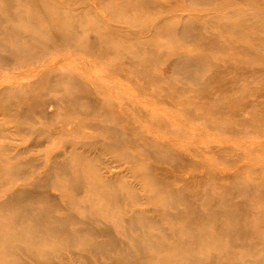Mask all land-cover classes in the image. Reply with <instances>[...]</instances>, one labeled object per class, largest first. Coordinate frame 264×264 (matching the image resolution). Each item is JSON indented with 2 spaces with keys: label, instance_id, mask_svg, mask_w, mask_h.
I'll return each instance as SVG.
<instances>
[{
  "label": "rangeland",
  "instance_id": "rangeland-1",
  "mask_svg": "<svg viewBox=\"0 0 264 264\" xmlns=\"http://www.w3.org/2000/svg\"><path fill=\"white\" fill-rule=\"evenodd\" d=\"M48 1L52 2L50 7L54 3L64 11L67 22L74 20L75 30L83 36V40L76 39L70 45H56L52 48L53 39L44 37L42 43L48 45L49 50L43 55L31 58L26 57L27 53L25 55L23 53L25 49L28 54L34 53V49L18 50L13 58L10 57L8 64L0 65V89L16 86L26 90L33 88L31 90L35 94L38 92L39 94L53 93L57 90V81L45 82L47 85L45 86L44 82L38 80L47 74L53 77L63 76L69 77L70 81L60 83L58 88L76 91L77 84L81 83L87 88H93L96 97L103 100L104 104L100 109L94 106L90 109L91 113L89 111V113L80 114L73 113L68 110L69 108L64 107L63 103L54 101L59 105L55 104L48 108V112L53 117L51 121H46L37 115L33 116L38 121L36 126L45 131L54 132L53 129L56 130L62 126L61 130L54 132L55 137L52 136L50 139L43 137L38 139L37 135H26L25 132L15 133L14 127L17 121L4 117V114L0 112V125L10 133L7 137H0V149L6 147V151L2 150L0 153V169L5 172L12 164L32 158H38V163H40L38 164L40 167L29 166L28 171L21 175L11 176L0 173V201L16 187H22L27 182L29 187L30 182L37 179L49 167L52 154L57 153L56 151H84L88 152L90 157L100 158L114 165L111 173L113 175L116 173L117 175L113 177L121 180L116 188L123 190L122 188L127 185L130 191L134 189L141 197H151L147 200L135 201L130 192L127 195V201L106 202L104 195L93 194L89 188L94 183V176L88 170V163H77L75 159H70L67 163L70 166L73 165L74 173H77L75 165L87 166L83 169V175H86L89 181L88 188L80 191L73 190L66 184V175L63 173L53 176L51 181L49 179L48 183L40 188H44L43 190L47 188L49 194H52V202L58 204L63 210L75 213L80 218L88 212L90 215L96 214L98 216L95 219L96 225L102 228L109 227L108 229H112L111 235L123 241L126 236L122 233L123 227L119 219L122 215L117 207L121 206L122 209L126 207L124 214L126 217L134 210L144 209L149 210L150 215L155 217L154 219L160 218L156 207L164 202L169 187L167 191H160L159 183L152 179L149 172L158 173L161 175V184L171 183L177 190L182 187V183L177 179L182 175L188 180L187 190L193 193L195 190V192L199 191L200 198L192 196L198 204L202 203L206 194L220 195L222 191H225L232 199L231 202L249 200L247 205L244 204L245 208L248 207L249 212L257 211V216H253L252 219V232L247 236V242L252 245L251 248H245L244 243L229 245L225 238H222V244H225L226 248L229 247L233 250L232 252L241 254L240 258L225 257L223 260L228 264H247L250 259L263 256L264 248L258 246L257 243L264 239V61H251L246 56L238 55L234 47L227 52L215 49L206 50L198 46L195 39L180 37L176 29L180 26L182 14L189 15L195 17L204 28V38L210 39L215 36L217 43H240L248 47L255 56H264L263 46L250 41L246 35L245 38H240L234 32L223 30L219 26L235 20L236 17H229L228 10L238 9L239 12H248L251 5L263 6L264 0H251L249 3L235 0H215L214 3L172 0L175 1V12L181 15L172 16L166 12L167 19L163 24H158L159 20L164 17L160 12L149 13V15L144 14L140 9L130 14L120 11L118 13L109 12L110 5L113 7L115 3H121L120 0ZM106 4L109 10L106 9ZM128 6V4L124 5L123 9L131 7ZM12 10L24 13L19 18H15L13 24L36 32L39 25L44 27V21L40 20V17L31 15L33 10L26 2L15 4ZM0 15L3 19L8 17L3 7H0ZM26 15L28 18H24ZM34 18L39 21L36 25L32 23ZM259 34L264 38V32ZM7 44L8 51L1 52L9 55L11 53L9 49L14 45L11 42ZM108 50L112 53L110 54ZM183 53L203 54L211 57L210 59L214 62H220L221 65L218 64V66L222 71L227 72H220L221 70L216 68L218 69L215 71L217 74L210 75L208 72V75H202L203 80H209L207 76L214 79L212 83L209 80L210 84L206 88L203 85L183 80L173 68V57ZM136 55L148 57L149 63L153 64L147 67L145 64L148 62L143 59L136 63L132 62V57ZM152 56L155 59H152ZM223 66L228 68L225 70ZM213 76L215 77L212 78ZM226 95H228L227 98ZM243 100H247L248 106L245 109L235 110L238 112L230 108L223 109L224 111L217 109L222 105L227 107L231 101L237 105L240 101L245 103ZM82 105H79L82 109L87 108ZM92 105L95 104L92 103ZM103 119H107L109 124L132 130L133 133L139 131L150 140L165 143L172 149L175 148L186 157L183 162L185 166L183 163L176 165L173 160L159 161L155 156L146 154L142 146L135 144L133 139L120 141L92 126L94 121L98 124ZM242 120H246V123ZM34 139L42 141L40 144L44 145L41 148L21 153V149L33 143ZM68 143L72 145L67 147ZM146 146L147 143L144 144V147ZM159 172L164 173L159 174ZM239 182L248 183L251 190L237 191L235 183ZM37 204L42 205L44 202L40 200ZM218 208L223 210L225 206H218ZM61 212L60 210L55 211L56 214H61ZM8 215V213H0V219L6 220ZM161 222L167 226L170 224L166 220H161ZM76 225L74 223L70 227ZM131 233L138 234L136 230H132ZM100 238L108 240L109 237L105 234ZM21 246L25 247L23 250H18L23 259L32 261L29 255L33 253V247L25 242H22ZM200 250L196 251L195 255L203 256L206 261L211 251L215 250L214 252L219 254L221 252L214 245H208ZM99 259L93 260L94 263H107L105 258ZM3 263L2 256H0V264ZM143 264H166V262L162 263V259L147 260Z\"/></svg>",
  "mask_w": 264,
  "mask_h": 264
},
{
  "label": "bare ground",
  "instance_id": "bare-ground-1",
  "mask_svg": "<svg viewBox=\"0 0 264 264\" xmlns=\"http://www.w3.org/2000/svg\"><path fill=\"white\" fill-rule=\"evenodd\" d=\"M120 1L121 3H115L113 7L110 5V10L108 4H106L105 7H107L106 9L111 13H118V11H120L130 14L138 9L148 15L149 13L160 12L164 17L159 20L158 24L166 22V12L172 16L181 15L175 12V1L172 0ZM194 1L215 2V0H190V2ZM235 1L242 3H245L243 1H246L249 3L251 0ZM25 2L33 10L31 15L36 16L37 18L40 17V20L44 21V27L39 25L37 32L29 31L28 29H23L21 26L20 28L19 25L13 24V20L19 18V16L24 13H22V11L16 12L15 10H12V8L15 7V4L18 5V3L23 4ZM0 4V7H3L8 15L5 19L0 15V65L4 63L8 64L9 59L13 58L18 50L22 51L23 48L35 50L34 53L30 52L28 54V51L25 49L23 55L27 53L28 56L26 55V57L28 58L45 54L50 47L42 43L44 37H50L53 39L54 46L52 48H55L56 45H70L76 39L83 40V36L75 30L76 23L74 20L71 19L67 22L64 11L54 5V3L53 6L50 7L52 2L48 0H1ZM126 4L131 7L123 9V6ZM251 6L252 7L248 12H239L238 9L228 10L227 13L229 14V17H236L235 20L225 24L222 23L219 26L223 30L234 32L240 38H245L246 35L250 41L264 47V38L259 34L260 32H264V5ZM182 16L180 26L176 29V32L180 37L190 40L195 39L198 46H201L206 50L215 49L227 52L234 47L237 49L236 53L238 55L241 54L246 56L251 61H264V56H255L254 53H251L248 47L242 46L240 43H217V40L214 39L215 36L210 39L204 38V28L196 18L183 14ZM24 18H28V15L24 16ZM38 22L39 21L36 18L32 21L33 25H36ZM8 42H11L14 45L9 49L11 55L1 52L8 49ZM22 44L23 47H21ZM108 51L110 53V50ZM152 57V59H155L154 56ZM210 58L211 57L203 54L183 53L173 57V68L180 74L183 80L203 85L206 88L210 82L212 83L214 81V79H210V76H207L209 77V82V80H203L201 76L208 75V72H210V75L213 73V75L217 74L215 71L218 70L216 68H219L218 64H220V62L216 63ZM142 59L148 62V64H145L147 67H150L153 64L149 63L150 61L148 60V57L140 55L133 56L132 62L136 63ZM223 68L225 67L223 66ZM238 68L239 67H237V69ZM219 69L221 70L220 72H227L222 71L221 68ZM247 71L249 70L247 69ZM41 73L39 75H41ZM237 73H239V71H237ZM214 77L215 76L212 78ZM40 80L44 82V85L45 82L47 83L55 80L57 81L56 83L58 87H60V83H67V81H70L69 77H53L48 74L42 76L38 81L40 82ZM40 85L44 86L41 83ZM41 86L38 87L40 88ZM35 87L37 86L35 85ZM58 87L57 90L54 91L56 93H46L41 91L42 93L40 94L39 92H36L37 94H35L32 91L33 88H31L32 90H26L16 86L2 88L0 89V109L2 111L0 112L4 114V117L13 118L17 121V124L14 127L15 133L25 132L26 135H37L36 137H38V139L41 137L50 139L52 136L53 138L55 137L54 132H57L59 129L61 130L62 126L56 130L53 129L54 132H52V130L45 131L36 126L38 121L36 118H33V116L37 115L46 121H51L53 117L51 113L48 112V108L57 104L54 101H59V103L64 104V107L69 108L68 110H71V112L80 114L89 113V111L91 113L90 109L94 108V106L96 109H100L102 104H104L103 100L101 101L96 97L95 92L92 90L93 88H87L81 83L77 84L76 91H68ZM228 95H226V98ZM246 101L243 100L245 103L240 101L242 104L237 101L239 102L238 105L237 103H234V101H231L232 103L229 101L230 103H228L227 107L226 105H222L217 107V109L226 110V108H230V110L233 109L234 111L245 109L248 106ZM92 103L95 105H92ZM81 104H83L82 106L87 107L88 110L87 108L82 109L79 106ZM94 122L92 126L104 131L107 136L116 138L120 141L124 139H133L135 144L142 146L141 148L146 154L155 156L159 161L173 160L176 165L180 163L182 164L185 161L184 158L186 157L182 155L183 153L176 151L175 148H170L165 143L163 144L150 140L148 139L149 137L146 138V135H143L139 131H134L133 133L132 130L123 129L121 126L115 124H109L107 119H103L100 123L96 121L98 124H95ZM242 122L246 123V120H242ZM8 134H10L9 131L0 125V137H7ZM40 142L37 140L35 141L34 139L33 143L24 146L20 152L26 153L41 148L44 144H40ZM45 143H48V141ZM145 143H147L146 147H144ZM71 145L72 144L69 143L66 144L67 147ZM86 148L87 147H85V149ZM5 149L2 150L6 151ZM2 150L0 149V153ZM56 152L57 153L52 154V161L49 167L45 169L37 179L31 181L29 187L28 182L25 185H22V187H16L14 190L7 193L5 198L0 201V213L9 214L6 220L0 219V256H2V260L4 261L3 264H95L93 260L99 258H105L107 261L106 264H143L147 260L158 261L160 259H162V263L166 262V264H228L223 260L225 257L236 259L240 258L241 254L238 252H232L233 250L229 247L226 248L224 246L225 244H222V238H225V241L229 243V245L244 243L245 248H251L252 246L247 242V236L252 232V219L253 216H257V211L253 210L252 212H249L248 207L245 208L244 204L247 205L249 200H240L242 201L241 203H239L240 201L236 202V200L231 202L232 199L228 197L225 191H222L220 195H214L213 193L206 194L202 203L198 204L197 200L192 199V196L200 198L199 191L195 192V190L193 193V191L190 190V192L187 190V185L189 183L182 175L177 178L182 183V187L177 190L174 188V185H171V183H169L170 185L168 182H165L164 185L161 184V175L153 172H149V175L154 181L159 183L160 191H167V188L169 187L164 202L156 207L161 217L154 219L155 217L150 215L149 210L144 209L134 210L130 212L128 217H126L124 215L126 213V207L123 209L121 206L117 207L122 215L119 217L120 223H122L121 225L123 227L122 233L126 236V239L122 241L111 235L112 229H108L109 227L102 228L96 225L97 223L95 222V219L98 218L96 214L90 215L88 212L81 218L77 217L75 213L63 210L58 204L53 203V199L51 198L52 194H49L47 188L45 190H43L44 188H40L45 186L49 179L51 181L52 177L59 173L66 175V184L73 190L80 191L88 188L89 181L86 179V175H83V169L87 166L80 167L78 164L75 165L74 167H76L77 173H74L72 171L73 165L70 166L67 163V160L75 159L77 163H88V170L91 171L94 176V183L89 188L93 194L104 195L106 197V202L117 203L124 200L127 201V195L130 192L132 193V199L135 201L147 200L151 196L146 198L141 197V195L136 193L134 189L130 191L127 185L125 188H122L123 190L116 188V185L120 183L121 180H117L113 177L114 175H117L115 172L114 175L111 173L114 165H111V163L103 159L90 157L88 152H78V150ZM12 156L14 158V155ZM38 160V158H32L25 161H18L12 164L5 172L0 169V173H6L11 176L21 175L28 171L29 166L40 167V165H38L40 164L38 163ZM187 160L190 161V159ZM183 166H185L184 163ZM161 173L164 172H159V174ZM74 174H76V176ZM190 177L192 178V176ZM235 186L237 191L251 190L248 183L241 184L239 182L238 184L235 183ZM40 200H43L44 204H37ZM238 200L239 199H237V201ZM218 206H225V208L222 210L218 208ZM56 210L62 211L61 214H56ZM161 220L169 221L170 224L167 226L163 224ZM74 223L77 225L70 227V225ZM130 228L133 231L136 230L138 234L133 235ZM105 234L109 237L108 240L100 238L101 235ZM22 242L29 243L30 246L33 247L34 251L29 255L32 261H25L21 256V253H19L20 251L18 250H23L25 248L21 246ZM257 244L264 248V239ZM208 245L216 246L217 249L221 250L220 254L214 252L215 250L211 251L207 255V258H209L208 260L210 261H206L201 255H195L196 251L200 249L202 250L203 247H207ZM219 260H221V262L218 263ZM236 261L239 262V260ZM247 264H264V254L255 259H250Z\"/></svg>",
  "mask_w": 264,
  "mask_h": 264
}]
</instances>
